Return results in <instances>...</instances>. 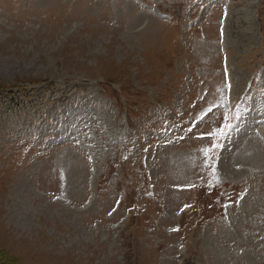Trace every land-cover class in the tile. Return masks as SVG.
Returning a JSON list of instances; mask_svg holds the SVG:
<instances>
[{"label":"rangeland","instance_id":"1","mask_svg":"<svg viewBox=\"0 0 264 264\" xmlns=\"http://www.w3.org/2000/svg\"><path fill=\"white\" fill-rule=\"evenodd\" d=\"M0 264H264V0H0Z\"/></svg>","mask_w":264,"mask_h":264}]
</instances>
